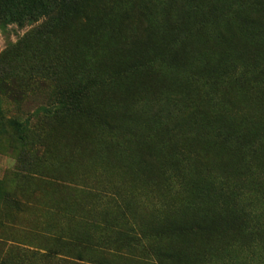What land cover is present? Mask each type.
Returning <instances> with one entry per match:
<instances>
[{
    "label": "rangeland",
    "instance_id": "1",
    "mask_svg": "<svg viewBox=\"0 0 264 264\" xmlns=\"http://www.w3.org/2000/svg\"><path fill=\"white\" fill-rule=\"evenodd\" d=\"M116 1L0 0V264H264V28L162 62L107 46ZM259 1L170 14L207 35Z\"/></svg>",
    "mask_w": 264,
    "mask_h": 264
},
{
    "label": "trees",
    "instance_id": "2",
    "mask_svg": "<svg viewBox=\"0 0 264 264\" xmlns=\"http://www.w3.org/2000/svg\"><path fill=\"white\" fill-rule=\"evenodd\" d=\"M214 0H201V2L197 0H173L171 10L167 11L168 13H163L161 8L168 5L169 0H126L123 3H111L109 5V10H106L104 13V17L102 20V25L105 29L109 28L108 38L106 39L107 46L112 49L111 51H115L112 46L115 45H123V43H130L129 46L133 47L131 50L137 51L140 47H143L144 50L149 48H160L161 52L159 55L162 57L163 61H179L180 59L186 57V51L188 49H199L201 50L199 54L200 57H203L204 51L206 48L209 50H223L230 53H235L240 56H244L250 54L251 50L257 46L256 40V32L257 28H264V2H258V8L255 10L254 14L260 15L253 23L247 17H227L221 18L219 20L220 24L214 29V31L208 33L207 35H202L199 28L192 26L191 28H187L185 26V19L183 16H176L175 14H170L175 8L181 9L185 5V3H197V7L195 9L196 14H201L203 10L210 8L208 6ZM64 3V0H61L60 3L56 6V9ZM202 3V4H201ZM158 4V10L153 14L151 13V8ZM186 8H182L180 11H185ZM138 13L140 16V20L133 21L131 19L133 13ZM58 18L62 17V12L60 11L58 14ZM123 20V24L127 23V25H141L143 30L141 33L134 34L131 31L127 32H114L113 25L119 23ZM199 24H196V26ZM171 26L170 28H167ZM141 28V29H142ZM231 33L238 34L245 39L246 49L243 50L239 47L229 46L230 49H226L225 47L219 48L222 44V40L224 37H227ZM201 38L203 40L210 39L212 40V44L210 46H204L200 44ZM109 51L110 55H113ZM119 52V50H117ZM126 54V57L120 58L118 55H113L116 60L122 61L123 58L125 61L130 60L127 57V54L136 56L139 54H131L127 51H123V54ZM178 56L179 59L175 60V57ZM191 58L195 56L194 54L190 55ZM107 57L103 54V58ZM106 59V58H105ZM107 61H105L106 63ZM129 62V61H128ZM150 65L145 68V78L149 80H153L156 83L161 82V76H159L160 70H156L154 66L150 63L148 64H140L136 65L134 63H128L126 65V76L131 77V75L144 68V66ZM182 65L177 66L175 69L178 71V77L180 78V72L183 73L181 69ZM160 78V79H159ZM164 80V79H163ZM176 87H181V82L179 80L173 82ZM132 84H134L132 82ZM135 86V85H134Z\"/></svg>",
    "mask_w": 264,
    "mask_h": 264
},
{
    "label": "bare ground",
    "instance_id": "3",
    "mask_svg": "<svg viewBox=\"0 0 264 264\" xmlns=\"http://www.w3.org/2000/svg\"><path fill=\"white\" fill-rule=\"evenodd\" d=\"M171 8H172V7H171ZM133 33H134V34H139V33H140L139 28L134 29ZM242 39L245 41V39L242 38V37L238 38L237 40L240 41V40H242ZM232 42H233L232 39H229V40L227 41V43H232Z\"/></svg>",
    "mask_w": 264,
    "mask_h": 264
}]
</instances>
